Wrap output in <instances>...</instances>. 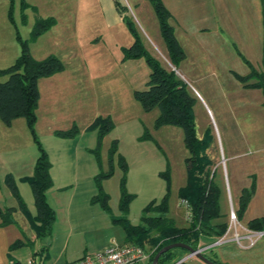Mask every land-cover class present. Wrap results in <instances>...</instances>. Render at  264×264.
I'll use <instances>...</instances> for the list:
<instances>
[{
    "label": "rangeland",
    "instance_id": "rangeland-1",
    "mask_svg": "<svg viewBox=\"0 0 264 264\" xmlns=\"http://www.w3.org/2000/svg\"><path fill=\"white\" fill-rule=\"evenodd\" d=\"M50 18L54 20L52 25L38 37H32L35 23ZM129 22L145 49L165 68L174 69L186 83V59L176 66L170 63L156 14L148 0H0V69L13 63L21 52L22 41H26L34 58L43 59L53 55L63 65L61 70L38 80L40 98L35 110L34 133L23 117L12 120L10 125L0 120L1 208H18L15 197L5 183V177L9 174L30 214H36L35 206L32 214L19 190L24 185L31 196L30 185L22 177L17 178L25 171L33 172L40 151L36 137L51 163L50 175L52 173L57 180L68 183L56 191L52 200L54 206L57 199L61 202L73 196L75 199L87 191L95 194V177L111 172L102 179L101 185L109 195L110 213L121 215L118 202L124 175L120 165L122 158L126 164L125 189L134 196L126 215L129 222L140 223L143 207L152 200H160L169 184L168 216L175 219L177 226H186L189 213L186 205L178 199V190L186 182L185 159L189 156L183 142V131L176 125L157 127L158 109L144 111L135 98L136 90L146 88L150 68L144 56L128 57L126 54L134 40ZM232 52V55L223 53L224 67L242 75L249 74L250 67L234 50ZM258 63V70L254 69L264 72V41ZM215 72L221 80L223 75L228 76V70L226 74L218 69ZM231 75L230 80L237 85V89H241ZM6 79L7 75L0 76V81ZM252 82L250 80L248 83ZM247 88L241 92L237 125L248 137L254 138L252 147L259 144L264 149V97L260 88ZM189 89L196 97L193 105L196 132L202 134L209 129L213 135L214 141L209 149L215 156L219 174L221 168L223 176L225 173L223 182L226 185V168L222 159L225 151L223 125L226 126L228 122L223 123L219 119L202 89L199 90L201 96ZM207 104L213 109L215 118L208 112ZM105 118L110 119L112 128L99 136V130L107 123L103 120ZM96 119L103 121L92 127ZM66 132L73 135L62 136ZM91 204L100 207L99 203ZM220 208L221 213L227 212L222 220L230 227L240 224V221L230 217L231 208L235 211V207L231 206L228 194L226 203L222 202ZM21 213L18 219L21 223L25 221L24 225L17 223L18 228L23 227L25 232L21 231L25 235H35L28 219ZM214 221L218 222L220 218ZM54 224L51 233L39 238L35 247L24 246L23 250L31 254L38 242L51 241L55 236ZM96 228L84 233L88 246L97 245L110 234L116 236L118 241L123 240L124 231L118 224H112L110 228ZM256 241L255 248L258 249L264 242L263 235ZM249 242L248 239H241V243ZM172 249L178 252L176 260L186 258L187 250L180 247ZM77 250L78 246L68 252L76 254ZM207 255L216 256L214 250ZM139 264L149 263L144 261Z\"/></svg>",
    "mask_w": 264,
    "mask_h": 264
},
{
    "label": "trees",
    "instance_id": "trees-1",
    "mask_svg": "<svg viewBox=\"0 0 264 264\" xmlns=\"http://www.w3.org/2000/svg\"><path fill=\"white\" fill-rule=\"evenodd\" d=\"M148 1L156 14L160 34L166 47L168 58L171 61L170 63L176 66L184 58L185 53L175 38L173 27L169 23L171 13L165 7L163 0ZM53 22L54 20L51 18L37 21L31 36L34 38L38 37ZM129 25L134 40L131 46L127 48L126 54L128 57L144 56L150 68L146 88L134 92L136 100L144 111H150L153 108L158 109L157 127L165 124L176 125L183 131V142L189 156L185 159L186 182L178 190V199L187 207L189 213L188 221L186 226L181 227L177 226L173 217L168 216L170 192L169 184H167L166 191L160 200H152L143 207L140 223H130L126 215L129 211L130 201L134 196L126 192V164L121 157L120 165L124 171L120 183V198L118 202V210L121 215L114 216L110 213L109 195L103 190L101 185L102 179L108 177L111 172L100 173L95 177L97 190L91 197V203H99L100 207L110 215L112 222L122 227L125 243H134L150 251L147 262L151 264L154 255L163 246L173 242H183L197 249L199 248L201 237H212V242H214L225 234L228 224L225 221H214L221 218L219 205L220 187L215 179V170L212 169L213 161L206 153L207 148L213 141V135L207 129L201 138L197 136L193 113L196 97L188 85L176 74L175 70L165 68L158 59L145 49L131 22H129ZM21 45V52L13 63L6 68L0 69V76L7 75L6 80L0 81V120L6 125H10L12 120L23 117L34 133L35 110L40 98L38 80L61 70L63 65L53 55L43 59H36L30 54L26 41H22ZM245 62L250 67V73L241 75L233 72V76L241 83H244L246 87L260 88L264 97V72L256 71L246 60ZM250 80L254 82L248 83ZM103 120L107 121V123L99 130V136L112 128L109 118ZM103 120L96 119L92 127L98 126L99 122ZM72 135V132L62 134V136ZM35 141L40 151L34 163L33 172L31 175L24 176L21 179L27 181L30 185L36 214H30L18 193L13 178L8 174L5 177V183L15 197L18 208L0 207V226L15 223L13 213L19 210L28 219L36 237L43 238L51 233L55 221V210L46 198V191L52 187L53 181L50 175L51 163L47 154L36 137ZM166 178L169 183L167 175ZM254 190L255 179L252 177L250 186L242 189L238 199V206L235 210L238 221H240ZM246 227L251 231H264V215L249 220ZM23 245H31V241L25 236L23 239H18L11 243L8 247V252L10 253ZM204 254L210 260L219 263L206 253ZM175 258L176 253L173 249H170L160 255L157 264H167ZM10 264L22 263L12 261Z\"/></svg>",
    "mask_w": 264,
    "mask_h": 264
},
{
    "label": "crops",
    "instance_id": "crops-1",
    "mask_svg": "<svg viewBox=\"0 0 264 264\" xmlns=\"http://www.w3.org/2000/svg\"><path fill=\"white\" fill-rule=\"evenodd\" d=\"M163 3L171 13L170 24L175 38L185 53L183 59H186V84L198 96H201L199 90L202 89L213 104L219 119L223 123L228 122L226 126L223 125L225 151L222 159L226 168V185L223 182L225 173L223 176L221 168L219 174L217 163L214 161L215 156L209 149L214 140L206 150L213 161L212 169L215 170V179L220 187V207L222 202L226 203L228 194L231 206L236 210L242 189L250 186L252 177L255 179V190L240 219V225L236 227L228 225L221 241H219L221 237L214 242L212 237H201L199 248H202L203 253L206 254L214 250L216 256L209 257L220 264H264V242L256 249L257 241L250 245V243H241V240L240 243L235 242L234 239L236 232L242 236V239H248V231H253L247 229V222L264 215V149L259 144L252 147L254 138L248 137L237 125L236 114L241 107V92L248 88L233 76L235 71L223 65L225 60L223 53L232 55L234 50L247 66L249 65L245 60L257 69L264 41V0H163ZM209 69V73L205 74L204 72ZM215 69L222 71L223 74L228 70V76L223 75L221 80ZM230 75L241 89L236 88L237 85L230 80ZM207 110L215 118L213 109L208 104ZM205 131L197 136L201 138ZM31 174V171H25L17 178ZM220 175L222 178L219 177ZM52 178L53 185L46 191V198L56 211L55 236L46 243L38 242L37 248L28 254L23 247H35L39 238L32 233L29 235L22 233L23 227L19 225L20 229L17 226L21 212L14 211L15 223L0 226V264H10L12 261L27 264V261L35 256L40 258L41 264H67L85 254L103 250L112 242L125 243V235L123 240L120 238L121 241H118L116 236L110 234L97 245L88 246L84 233L96 230V227L110 228L114 224L110 215L99 206L89 203L94 193H87L88 191L75 199L74 196L63 199L62 202L57 199V206H54L52 200L56 191L63 189L68 183L57 180L55 175H52ZM19 190L31 213L34 214L33 195L28 194L24 185L19 187ZM220 214L221 218L218 222L225 221L222 219L227 216V212L220 211ZM24 221L19 224L24 225ZM261 235L264 237V234ZM24 236L31 241V245H23L9 253V245L15 240L23 239ZM216 241L219 242L215 243ZM76 246L79 247L76 254L68 252ZM185 259H175L176 261L167 264H207L196 256H186Z\"/></svg>",
    "mask_w": 264,
    "mask_h": 264
},
{
    "label": "built area",
    "instance_id": "built-area-1",
    "mask_svg": "<svg viewBox=\"0 0 264 264\" xmlns=\"http://www.w3.org/2000/svg\"><path fill=\"white\" fill-rule=\"evenodd\" d=\"M230 213V217L232 218V220H237L235 211H233L232 208ZM232 227H236L235 224ZM261 234V232L257 231H248L247 238L248 240H250V245L254 244L257 238L261 236ZM222 239L223 237H221L219 241H221ZM234 239L238 243H240L242 236H240L236 232L234 234ZM219 241H217V243ZM149 254L150 252L148 253L145 248L134 243L118 244L116 242H112L103 250L85 254L79 259L68 262L67 264H139L148 260ZM27 264H41V261L38 256H35L34 258L29 259L27 261Z\"/></svg>",
    "mask_w": 264,
    "mask_h": 264
},
{
    "label": "water",
    "instance_id": "water-1",
    "mask_svg": "<svg viewBox=\"0 0 264 264\" xmlns=\"http://www.w3.org/2000/svg\"><path fill=\"white\" fill-rule=\"evenodd\" d=\"M172 70H174V69H172ZM261 233L264 234V231H262ZM215 243H217V241ZM175 247H180V248H183V249L187 250L188 254L186 256H196V257L200 258L201 260H203L204 262H206L207 264H220V263L214 262V261L210 260L208 257H206L205 254L203 253V249L202 248L195 249V248L191 247L190 245H188L186 243H183V242H173V243H170V244H167V245L163 246L154 255L151 264H157L158 263V259H159L160 255L162 253H165L168 250H170L172 248H175Z\"/></svg>",
    "mask_w": 264,
    "mask_h": 264
}]
</instances>
